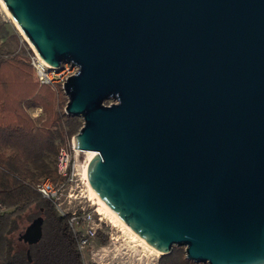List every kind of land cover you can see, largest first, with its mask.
Instances as JSON below:
<instances>
[{
    "label": "water",
    "instance_id": "1",
    "mask_svg": "<svg viewBox=\"0 0 264 264\" xmlns=\"http://www.w3.org/2000/svg\"><path fill=\"white\" fill-rule=\"evenodd\" d=\"M1 1L41 59L77 65L63 112L108 208L160 254L264 264V0Z\"/></svg>",
    "mask_w": 264,
    "mask_h": 264
},
{
    "label": "trees",
    "instance_id": "2",
    "mask_svg": "<svg viewBox=\"0 0 264 264\" xmlns=\"http://www.w3.org/2000/svg\"><path fill=\"white\" fill-rule=\"evenodd\" d=\"M49 86L34 82L26 59L0 42V264H82L78 233L67 224L69 213L58 214L35 188L43 177L55 180L57 151L69 150V138L81 124L78 116L63 112ZM29 107L40 108L42 116H31ZM37 217L40 237L17 242L14 232ZM95 235L105 241L104 235ZM156 263L205 264L187 260L173 245Z\"/></svg>",
    "mask_w": 264,
    "mask_h": 264
},
{
    "label": "rangeland",
    "instance_id": "3",
    "mask_svg": "<svg viewBox=\"0 0 264 264\" xmlns=\"http://www.w3.org/2000/svg\"><path fill=\"white\" fill-rule=\"evenodd\" d=\"M1 41L7 42L9 48L13 50V53L18 54L27 61L28 54L31 52V45L19 30L14 20L6 14L2 5H0V42ZM30 77L32 79L31 69ZM49 87L53 91L54 97L58 98V101L61 100L63 109L66 97L61 88L57 85ZM109 101H112V99H107L104 103ZM27 111L34 118L42 116L40 108L38 107H29ZM70 139L71 136L69 138V143ZM70 155L74 158L73 176L71 180L65 181L62 184V195L60 196L63 200L62 205L65 209H69L75 205L80 206L84 210L90 211L94 215L95 220L96 216H99L100 221L96 232L105 236L104 242H100L98 236H93L80 250L82 264H157L156 258L160 253L155 254V252H153L154 248L152 249L148 246L149 249L133 237L121 223L115 220L109 213L102 210L95 197L91 194L87 186L88 181L83 172L84 166H86L88 160L87 154L84 151H70ZM54 179H56V177ZM66 193L70 194L69 197H67L69 201L65 200ZM27 223L26 221L22 222L24 226ZM23 227L14 232V238L17 242H20L18 235ZM43 232L44 227L42 228V233ZM180 247L183 250V247Z\"/></svg>",
    "mask_w": 264,
    "mask_h": 264
},
{
    "label": "built area",
    "instance_id": "4",
    "mask_svg": "<svg viewBox=\"0 0 264 264\" xmlns=\"http://www.w3.org/2000/svg\"><path fill=\"white\" fill-rule=\"evenodd\" d=\"M30 47L31 52L28 54L27 62L30 65L33 81L39 85H57L61 88L65 78L77 69V65L71 61H62L57 67L50 66L36 54L32 46ZM68 146L69 150L60 147L57 151L54 162L56 179L52 180L49 177H43L35 183V188L40 196L53 203L58 214L69 213L67 224L73 233H78L77 249L80 251L95 236L100 217L96 216L95 220L94 215L90 211L84 210L77 205L69 209H65L62 205L63 200L60 198L62 195V184L71 180L73 176L74 158L70 155V151H79L74 148L71 139L70 143L68 141ZM69 195V193L65 194V200L69 201V198H67Z\"/></svg>",
    "mask_w": 264,
    "mask_h": 264
},
{
    "label": "bare ground",
    "instance_id": "5",
    "mask_svg": "<svg viewBox=\"0 0 264 264\" xmlns=\"http://www.w3.org/2000/svg\"><path fill=\"white\" fill-rule=\"evenodd\" d=\"M0 5H2V8L4 9V11L6 12L7 15L10 16L9 12L7 11V9L5 8L3 2L0 0ZM11 17V16H10ZM15 22V21H14ZM18 27V26H17ZM84 152L87 154L88 158L90 157V155L93 153L90 150H84ZM84 172V176H85V166L83 169ZM87 186L91 192V194L95 197V199L97 200V202L99 203L100 207L102 208V210H104L105 212L109 213L115 220H117L119 223H121L123 225V227H125L130 234L135 237L137 240H139L142 244H144L146 247H151L150 245H148L142 238H140L137 234H135L130 228H128V226H126L117 216L114 212L111 211L110 208H108V206L95 194V192L92 190V188L90 187L89 183H87ZM148 247V248H149ZM152 248V247H151ZM150 249V248H149ZM153 249V248H152ZM155 252V254L159 253L158 250L153 249Z\"/></svg>",
    "mask_w": 264,
    "mask_h": 264
},
{
    "label": "flooded vegetation",
    "instance_id": "6",
    "mask_svg": "<svg viewBox=\"0 0 264 264\" xmlns=\"http://www.w3.org/2000/svg\"><path fill=\"white\" fill-rule=\"evenodd\" d=\"M34 219V218H33ZM31 222V220L23 227V229L22 230H20L19 231V235H18V237H19V239L20 240H23V233H24V231H25V228L28 226V224ZM41 225V224H40ZM187 259V258H186ZM187 260H189V259H187ZM200 263H205V264H207L206 262H200Z\"/></svg>",
    "mask_w": 264,
    "mask_h": 264
}]
</instances>
